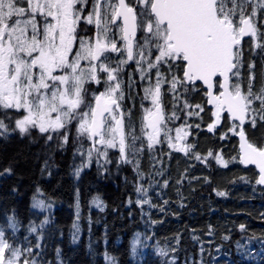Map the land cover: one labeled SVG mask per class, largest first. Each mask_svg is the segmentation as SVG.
Returning a JSON list of instances; mask_svg holds the SVG:
<instances>
[{
  "label": "snow or ice",
  "instance_id": "snow-or-ice-1",
  "mask_svg": "<svg viewBox=\"0 0 264 264\" xmlns=\"http://www.w3.org/2000/svg\"><path fill=\"white\" fill-rule=\"evenodd\" d=\"M87 3L88 0H0V108L26 112L15 121L20 133L30 127H38L41 133H58L79 117L78 135L93 141L87 153L89 162L93 150L107 158L109 148H118L121 161L130 162L126 150L136 151L137 137L133 135L132 145L127 144L131 132H125L123 119L114 114L123 96L122 93L116 95L120 83L109 82L117 81L115 73L120 69H112L110 57L106 55L121 51L109 36L110 25H117L127 53V59L120 60V64L139 56L137 64L144 61L148 69H159L161 64H167L169 70L174 66L182 67L183 78L175 75L171 78L173 91L178 83L202 81L207 86L208 103L215 107L216 122L224 112L239 122L231 130L239 129L236 134L241 139L240 161L256 165L259 169L257 183L264 184V146L249 142L243 127L246 121L253 128L258 120L264 122V86L254 93V75L251 74L247 91L242 90L238 82H231L232 76L240 75L243 38L251 37L256 48L264 49V32L256 23L258 14L264 13V0H132L131 4L126 0H93L91 11L84 16L83 5ZM136 4L143 7L137 11ZM81 21L95 25L94 37L79 34ZM137 31L143 33L142 43L134 40ZM152 48L158 53L155 62L145 59L152 55ZM82 61L88 62L87 67L81 66ZM252 68L254 64H249L250 72ZM99 72L107 73L104 82L108 87L94 95V106L88 104L87 111L79 112L85 105L84 85L99 84ZM141 72L143 75V68ZM156 75L154 88L144 90L155 106V111L146 110L145 116V127L151 129L147 133L150 148L159 142L157 137L165 120L160 106L161 85L165 81L159 70ZM213 88H217L218 93H214ZM255 101L260 102L259 109L253 107ZM215 126V123L210 124L209 131ZM0 129L4 130L0 135L8 131L3 119H0ZM180 133L177 129L178 141L182 139ZM48 139L53 137L49 135ZM62 139L65 144L68 142L67 135ZM97 144L103 145L105 150L101 152L95 147ZM170 147L186 151L191 146L170 143ZM217 161L225 164L221 157H217ZM5 171L10 172V169ZM79 173L77 169L75 174L79 176ZM97 206H100L99 201ZM9 226L15 229V221ZM25 253L32 255L30 248L10 244L0 230V264H36L34 258L22 260ZM161 254H166L163 249Z\"/></svg>",
  "mask_w": 264,
  "mask_h": 264
},
{
  "label": "trees",
  "instance_id": "trees-1",
  "mask_svg": "<svg viewBox=\"0 0 264 264\" xmlns=\"http://www.w3.org/2000/svg\"><path fill=\"white\" fill-rule=\"evenodd\" d=\"M246 39L241 48L246 52V62L253 57L250 64L254 68L250 72L249 64L242 60L237 79L248 88L250 74L254 75L252 90L258 93L264 86V49L256 48L254 42L248 45L252 38ZM204 117L212 118L209 110ZM261 129L264 122L250 131V138L263 143V135L257 136ZM60 133H38L36 139L0 135V228L10 244L15 246L16 241H21L22 249L30 248L41 264H59L58 259L61 264H199L200 240L206 244L204 253L221 245L233 264H264V188L256 183L253 166L243 167L239 162L214 166L211 162L207 182H202V173L194 190L188 192L189 204L165 200V206L170 204L167 210L162 216H152L157 219L153 229L157 242L137 259L133 250L135 234L148 232L151 221L135 201L136 176L132 166L103 167L93 163L77 179L75 167L80 159L74 151L78 145L72 139L65 144ZM49 135L53 139L49 140ZM206 138L202 137L203 150H214L216 144L208 145ZM237 150L235 143L228 156H237ZM173 167H166L170 181H175L182 166ZM195 171L180 179L196 180ZM38 193L46 203L55 205L46 220L44 213L33 208ZM97 198L103 200V208L94 207ZM13 220L15 229L9 226ZM170 229H175L174 235H169ZM192 230L197 233L196 238ZM245 237L252 238L254 247L259 249L253 259L242 254L239 243ZM157 243H171L173 247L162 255L153 246Z\"/></svg>",
  "mask_w": 264,
  "mask_h": 264
},
{
  "label": "rangeland",
  "instance_id": "rangeland-1",
  "mask_svg": "<svg viewBox=\"0 0 264 264\" xmlns=\"http://www.w3.org/2000/svg\"><path fill=\"white\" fill-rule=\"evenodd\" d=\"M251 11V8L248 9ZM257 27L260 28V25L262 26V32H264V13L258 14L256 18ZM251 38V37H250ZM252 39L249 40L248 45L252 44ZM136 49H134V52ZM252 56V55H251ZM149 60V59H147ZM242 60L245 64H250V62L253 60V57L249 61L246 62V60L242 57ZM151 61H154V58L151 59ZM110 67L112 69H116L117 66L112 64L110 62ZM242 67V65H241ZM144 69V74L146 75L150 73V69L146 66H142ZM142 74V72H140ZM264 73V69H263ZM117 76V75H116ZM233 82L232 83H239L240 87L242 88V83L240 80L237 79V76H232ZM119 82L118 80L115 81ZM114 83V84H115ZM120 83V82H119ZM156 82H150L144 85V89L152 87L154 88ZM162 86V85H161ZM120 91L124 92V85L120 84ZM184 91V90H183ZM182 92H176L175 94L171 92V94L174 96L172 98L173 105L167 110L166 115L171 118V120L166 121L162 127V131L157 137L159 140L158 143L153 144V146L150 148L147 145L149 144L147 133L151 132V129H148L145 127L146 123L140 122L139 125H135L134 123L130 124L131 126L134 124V127L137 129H125V132H131V135L129 136V145H132L133 140L132 136L134 135L137 137L135 140V149L136 151H132L131 148L128 149V155L127 159L130 162H124L125 164H128L132 166L133 171L136 176V190L137 188H140V192H136V199L135 201L139 205H141V209H143L148 217V219L151 221V224L147 226L148 232L144 231H138L135 234L134 241H133V250L135 253V256L137 259L140 258L142 254L146 251L147 248L151 246L152 243H156L157 239L153 238V229L154 225L157 223V219L152 218V216H159L162 212L167 210V207L170 205L164 204V201H168L172 204H179V205H185L189 204L188 199H190L188 192L194 190V184L196 181L200 179L201 174L203 173L202 180L203 183L207 182V174L210 171V163L214 161V159H217V157H221L225 160H232L233 163L239 162V158L237 156H232L229 153L232 150L233 145L237 143L235 141V134L238 130L236 129V132L232 131L231 129L238 125L237 121L229 120V123H223L222 126L219 128L216 135L211 134L209 132V125L212 124V118L208 119L204 117V114H202L203 117L199 115V112L205 107L204 103L202 101H198L196 97L194 100H190L188 103H183L182 99ZM199 91V96L204 97L201 90H199V87H196L195 89L191 90L192 94H196ZM147 100L151 99V96H146ZM149 105V101H148ZM199 106V107H197ZM254 108L260 107V102L255 101L253 104ZM138 107L136 106V109ZM155 108V106H154ZM210 114L213 116L212 110L209 111ZM9 117L11 116V122L9 125L16 131L19 129L15 126L16 119L22 118L21 111L16 112H10ZM117 112L115 111L114 114ZM76 121L79 119V117L74 118ZM226 118H224L225 121ZM223 121V122H224ZM259 122L262 124V121H257V126ZM114 123V122H110ZM13 124V125H12ZM78 128V122H71L69 134L76 143H78V148L74 151V153H77L78 158L80 159L77 163L75 170L80 169L79 175L85 170L86 168L90 167L93 163L98 164L99 166L103 167H109L114 166L117 164H121V158L120 153H118V148H109L107 149V158H105L102 155H98V153L93 150L92 153V159L91 162L88 160V150L92 148L90 145L87 144L85 141L86 136H80L77 133ZM177 129L181 130V140H176L177 136ZM254 128L247 122L246 125V131L248 134H250V131H252ZM10 130V129H9ZM12 131V130H10ZM166 133V134H165ZM214 135V136H212ZM263 135L264 137V129H261L258 131L257 136L261 137ZM169 137H171V140H169ZM202 137H208L206 138L208 142H210L208 145H211L212 143L216 144V148L214 150L206 149L203 150L204 144L202 142ZM170 143L178 144L179 146H191L186 151H177L170 147ZM101 152L104 151L103 145H97L96 147ZM143 148H145V151L143 153ZM149 148V149H147ZM164 149H168V156L165 155ZM211 153V155H209ZM150 159V161H147V158ZM196 157H199L197 159ZM181 164V171L177 173L178 176L174 177L175 181H170L168 179L167 173H166V167L169 165V170L173 169V165L176 168H180ZM116 167V166H115ZM196 171L193 173V178L196 180H191L190 182L182 181L180 178L186 177L185 173L190 172L191 170ZM180 175V176H179ZM259 178V172L256 174V183ZM185 183V184H184ZM254 183V182H253ZM188 184V186H186ZM215 191V197H217V192ZM189 197V198H188ZM144 200L149 201V203H143ZM46 200L42 197L40 193L37 194L33 201V208L37 211H40L44 213L46 220L48 216L53 212L55 205L51 203H46ZM97 201H99L100 206H97ZM34 205H42V206H34ZM94 207L96 208H103L104 202L102 199H96L94 202ZM145 205V208H143ZM211 205V204H210ZM212 206V205H211ZM78 208V199L76 200V209ZM204 211V210H203ZM45 223V222H44ZM1 230V228H0ZM175 229H170L169 235H174ZM194 238H196L197 233L192 230L191 231ZM201 243V256L198 260L199 264H233L229 258H228V252L223 249L221 245L214 246L213 250L211 252H205L206 250V244L203 240L199 241ZM264 242V240H262ZM255 241L252 238L245 237L241 240L239 243L240 247L243 250V255L247 259H253L259 254V249L255 248L254 246ZM13 244V243H12ZM261 245V244H260ZM263 245V244H262ZM14 246V245H13ZM157 251L161 252V249L164 250V252L171 251L173 244L169 243H157V245H153ZM14 247H20L22 249V242L16 241ZM33 253V252H32ZM24 258L28 259H35L36 264H41L40 261L37 259V257H34L33 255L29 256L27 253H25ZM58 263L61 264V259H58ZM43 264V263H42ZM49 264V263H47Z\"/></svg>",
  "mask_w": 264,
  "mask_h": 264
},
{
  "label": "flooded vegetation",
  "instance_id": "flooded-vegetation-1",
  "mask_svg": "<svg viewBox=\"0 0 264 264\" xmlns=\"http://www.w3.org/2000/svg\"><path fill=\"white\" fill-rule=\"evenodd\" d=\"M92 2L93 0H88V3L83 5V15L86 16L92 9ZM113 2H117V0H113ZM126 2H129L130 4L132 3V0H126ZM137 9V11H139L143 5L140 4H136L134 5ZM78 7H80L78 5ZM120 21H117V24H119ZM111 27V32L109 33L110 38H113L116 43H117V47L118 49H121V51L119 52H109L106 55H108L110 57V62H112V64L116 65L117 68H119L120 70L115 73V75H117V80L120 82V84L124 85V92H121L120 89L119 91L116 93L117 96H120L122 93L123 98L118 100V103L120 105L119 109H116L115 111L117 112V118H122L124 121V125H125V129H132L135 131V129H137L136 127H134L135 125H139V123L142 121L144 123H147L145 120V116H146V110H152L155 111L153 102H152V98L147 100L146 98V93H145V89H144V85L150 82H156L157 80V71L159 70V72H161L163 74V79H164V83L161 86V96H160V106H161V111L165 117L164 123L166 121H170L171 118L168 117L166 115L167 110L171 107V105H173V101L172 98L174 97L172 93L175 94V91L178 92H182L183 90H186L187 87L191 88L193 90V88L195 89L198 85L200 84H187V82L181 84L178 83L177 87L175 89V91H173L171 89V78L173 75H175L178 79H182L183 78V69L182 67H177L174 66L171 68V70H169V67L167 64H161L159 69L156 68H152L150 69V73L146 74V75H142L141 72V68L142 66H146L148 67L147 63L144 61H141L140 64H137V60L140 59L139 56H136L135 59L133 60H129L126 64H120V60H126L127 59V53L126 51H124V41L120 39V32L119 29L117 27V25H110ZM78 32L80 35L85 36V37H94V34L96 32L95 29V25L94 24H85L83 21H81L80 26L78 28ZM143 33H141L140 31H137L136 33V37L134 38L135 42H139L142 43L141 37H142ZM135 49V48H134ZM158 55V53L156 52L155 48H152V55L151 56H146L145 59H153L155 62V56ZM88 62L87 61H82L81 62V66L82 67H87ZM101 79V82L99 84L95 83V82H88L85 83L84 88H85V95H84V100H85V105H82L81 108L78 110L79 112H85L88 110V108L86 107V105L91 104L94 106L95 101H94V95L103 93L105 91V89L108 87V84H106L104 81L107 79V73L104 72H99L98 73ZM114 84L115 81L109 82ZM200 90V89H199ZM199 94V91L197 92ZM196 95L199 99V101H201V97L199 95ZM148 101H149V105H148ZM136 106L138 107L136 109ZM15 111V113L17 112L14 109H3L0 108V119L4 120V123L7 125L8 131L4 134H13L14 136L18 135V136H22L23 138L27 139V138H33L36 139V135L38 133H40L39 128L38 127H30L29 130L23 134L20 133V131L18 130H14L10 124L11 122V116L9 117V114H11L10 112ZM21 111V116L22 115H26V112H24V110H20ZM120 113H122V117L119 115ZM201 114V113H200ZM53 116H55V113L53 114ZM79 119L76 121L75 119H72L71 122H78ZM70 122V123H71ZM112 122V121H110ZM70 123H68L66 125V128L61 129L62 130V134L63 136L66 134H70L71 131L67 132V130H69L70 128ZM134 123L131 128H129V125ZM163 123V124H164ZM13 125V124H12ZM12 131H10V130ZM150 129V128H148ZM4 132L3 129H0ZM87 144L90 145L91 147H93V141L89 140L87 137ZM129 136H127L126 142L127 144H129ZM99 145V144H97ZM97 145L95 147H97ZM148 146V145H147ZM149 147V146H148ZM145 149V148H143ZM149 149V148H147ZM165 155L168 156V149H164ZM119 153V150H118ZM126 155H128V149L126 150ZM122 163V162H121Z\"/></svg>",
  "mask_w": 264,
  "mask_h": 264
},
{
  "label": "water",
  "instance_id": "water-1",
  "mask_svg": "<svg viewBox=\"0 0 264 264\" xmlns=\"http://www.w3.org/2000/svg\"><path fill=\"white\" fill-rule=\"evenodd\" d=\"M244 39V38H243ZM243 41V40H242ZM241 41V42H242ZM231 75V74H230ZM221 80H222V78H220ZM202 84H203V82L202 81H200ZM203 86L207 89V86L206 85H204L203 84ZM214 93H215V88H213V90H212ZM208 100H209V97H208ZM209 104V103H208ZM210 106H214V105H212V104H209ZM215 125L216 126H219L220 125V123H221V119H220V121L219 122H216V119H215ZM239 136V135H238ZM247 137V136H246ZM239 139H240V136H239ZM248 139V138H247ZM240 150H241V139H240ZM241 153H242V150H241ZM247 165H249V164H247ZM252 165H254V164H252ZM256 166V165H255ZM257 167V166H256ZM257 169H258V167H257ZM258 171H259V169H258ZM262 185H264V184H262Z\"/></svg>",
  "mask_w": 264,
  "mask_h": 264
}]
</instances>
